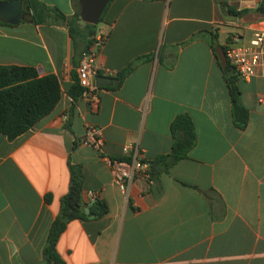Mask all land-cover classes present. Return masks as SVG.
<instances>
[{
	"label": "crops",
	"instance_id": "crops-1",
	"mask_svg": "<svg viewBox=\"0 0 264 264\" xmlns=\"http://www.w3.org/2000/svg\"><path fill=\"white\" fill-rule=\"evenodd\" d=\"M37 1L65 17L76 10L73 0ZM219 1L110 0L97 24L106 40L95 62L113 74L95 77L94 105L70 95L87 41H73L54 14L35 24L24 0L17 23L1 21L0 65L53 74L61 92L31 129L13 139L0 132V264H43L69 163L81 166L84 201L95 192L107 212L69 221L56 244L63 264H264V78L237 79L248 111L239 128L210 44L220 33L246 41L264 15L231 16ZM225 1L237 10L260 2ZM183 113L196 133L187 157L167 169L154 164L153 183L133 180L128 198L99 152L81 143L93 126L102 154L122 158V147L138 142L152 162L171 150L170 125Z\"/></svg>",
	"mask_w": 264,
	"mask_h": 264
},
{
	"label": "trees",
	"instance_id": "trees-1",
	"mask_svg": "<svg viewBox=\"0 0 264 264\" xmlns=\"http://www.w3.org/2000/svg\"><path fill=\"white\" fill-rule=\"evenodd\" d=\"M73 1L76 10L70 17H65L57 9L37 0H24V8L31 12L32 21L35 24L46 22L51 14H54L59 21H64L73 41L79 40L84 43L87 41L84 50L92 42L97 25L83 23L79 17L77 0ZM219 5L231 16L239 17L251 10L264 15V0H260L252 9L237 10L225 0H220ZM102 15L99 22L102 20ZM0 23L2 22L0 21ZM213 39H217L215 34H211L210 38L211 48L214 50ZM222 47L224 49V46ZM127 71L119 73L118 80H121ZM221 71L230 95L233 121L239 128H244L248 120V111L240 100V91L237 85L239 77L229 63L226 67L221 68ZM81 91L76 76V84L70 91V95L72 98H76L81 96ZM60 92L59 80L53 74L39 76L33 67L0 65V132L8 139H13L31 129L35 123L52 111L60 98ZM170 131L174 138L171 150L165 156L152 162L149 161L152 176L154 164L161 162L165 169L171 167L180 159L186 158L188 151L196 142L193 122L186 113L175 117L170 125ZM69 171L68 190L61 198L59 213L50 224L42 249L43 264H63V260L57 253L56 244L69 221L99 218L107 212V205L103 200L96 198L93 201H84L82 198L83 173L81 166L69 163ZM82 206L88 208V213L81 211Z\"/></svg>",
	"mask_w": 264,
	"mask_h": 264
},
{
	"label": "built area",
	"instance_id": "built-area-1",
	"mask_svg": "<svg viewBox=\"0 0 264 264\" xmlns=\"http://www.w3.org/2000/svg\"><path fill=\"white\" fill-rule=\"evenodd\" d=\"M105 40L106 35L96 31L90 45L81 52L76 67L78 84L82 89L81 98L91 105L98 101L99 86L94 82L95 77L101 70L113 74L112 70L100 68L95 62ZM223 50L227 63L239 78L244 80L253 77L264 78V26L254 29L246 41L237 33L231 34ZM81 143L99 152L100 158L110 169L113 184L126 198L133 180L141 178L150 184L153 183L149 161L145 159L138 142L125 144L122 147L123 157L113 159L102 154L103 138L99 130L87 126ZM89 197L95 200L97 195L91 191Z\"/></svg>",
	"mask_w": 264,
	"mask_h": 264
},
{
	"label": "water",
	"instance_id": "water-1",
	"mask_svg": "<svg viewBox=\"0 0 264 264\" xmlns=\"http://www.w3.org/2000/svg\"><path fill=\"white\" fill-rule=\"evenodd\" d=\"M109 2L110 0H77L80 20L83 23L97 25ZM22 6L23 0L0 1V21L10 24L17 23L20 20ZM212 47L219 66L226 67L227 60L222 45L213 39ZM81 211L88 213V208L82 206Z\"/></svg>",
	"mask_w": 264,
	"mask_h": 264
},
{
	"label": "rangeland",
	"instance_id": "rangeland-1",
	"mask_svg": "<svg viewBox=\"0 0 264 264\" xmlns=\"http://www.w3.org/2000/svg\"><path fill=\"white\" fill-rule=\"evenodd\" d=\"M230 35H231V33H227V34L226 33H220V35L217 39L218 44L224 46Z\"/></svg>",
	"mask_w": 264,
	"mask_h": 264
}]
</instances>
